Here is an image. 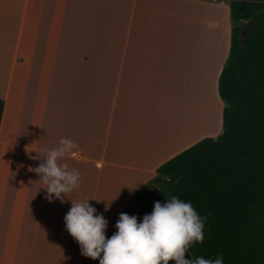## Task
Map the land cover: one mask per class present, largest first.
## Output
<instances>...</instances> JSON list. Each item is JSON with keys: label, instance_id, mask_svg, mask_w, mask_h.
I'll return each mask as SVG.
<instances>
[{"label": "crops", "instance_id": "1", "mask_svg": "<svg viewBox=\"0 0 264 264\" xmlns=\"http://www.w3.org/2000/svg\"><path fill=\"white\" fill-rule=\"evenodd\" d=\"M230 2L0 0V264H109L120 209L222 133Z\"/></svg>", "mask_w": 264, "mask_h": 264}, {"label": "trees", "instance_id": "2", "mask_svg": "<svg viewBox=\"0 0 264 264\" xmlns=\"http://www.w3.org/2000/svg\"><path fill=\"white\" fill-rule=\"evenodd\" d=\"M230 12L222 133L157 168L125 206L109 264H264V0Z\"/></svg>", "mask_w": 264, "mask_h": 264}, {"label": "rangeland", "instance_id": "3", "mask_svg": "<svg viewBox=\"0 0 264 264\" xmlns=\"http://www.w3.org/2000/svg\"><path fill=\"white\" fill-rule=\"evenodd\" d=\"M137 192H139V191H137ZM123 193L124 192L120 189V193H119L120 196H122ZM127 194H130V193H127ZM124 209H125V207H124ZM122 211H124L123 208L120 209V216H119V220H118V223H117V235L116 236L118 238H119V235H120V232H121V225H122V215H121V213H122Z\"/></svg>", "mask_w": 264, "mask_h": 264}]
</instances>
